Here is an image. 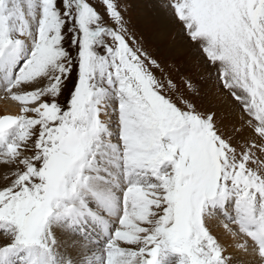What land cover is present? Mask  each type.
I'll list each match as a JSON object with an SVG mask.
<instances>
[{
    "label": "snow or ice",
    "instance_id": "1",
    "mask_svg": "<svg viewBox=\"0 0 264 264\" xmlns=\"http://www.w3.org/2000/svg\"><path fill=\"white\" fill-rule=\"evenodd\" d=\"M151 7L196 78L132 0H0V264H264V0Z\"/></svg>",
    "mask_w": 264,
    "mask_h": 264
},
{
    "label": "rangeland",
    "instance_id": "2",
    "mask_svg": "<svg viewBox=\"0 0 264 264\" xmlns=\"http://www.w3.org/2000/svg\"><path fill=\"white\" fill-rule=\"evenodd\" d=\"M133 8L129 15L132 19L133 25L138 33H142L146 38V47L157 56L158 59L167 60V62L174 67H178L187 71V74L196 78L200 72L196 64V60L191 58L190 51L185 48L182 37L178 35V28L174 24H164L153 13L152 3L153 0H132ZM148 14L151 22L145 20L144 15ZM168 29V34L164 33ZM205 103L213 102V91L211 85L205 88ZM0 99L8 101L9 99ZM219 103V101H215ZM16 105L19 107L18 102L8 103L7 106ZM229 115L225 112V117ZM250 241V240H249ZM251 242V241H250ZM252 243V242H251ZM251 243L249 245V253L252 252Z\"/></svg>",
    "mask_w": 264,
    "mask_h": 264
},
{
    "label": "bare ground",
    "instance_id": "3",
    "mask_svg": "<svg viewBox=\"0 0 264 264\" xmlns=\"http://www.w3.org/2000/svg\"><path fill=\"white\" fill-rule=\"evenodd\" d=\"M144 18H145L146 21L151 22V19L149 18V15H148V14L144 15ZM167 34H168V29H167V31L164 33V35H167ZM0 96H2V95H0ZM1 98H2V99H5L4 97H1ZM9 102L12 103V102H14V101H12V100H10V99H9L8 101H6V100H5V101H2V100L0 99V112L12 114V113H15V112L18 110V107H17L16 105H14V106H10V105H8V106H7V104H8ZM245 242H247V243H251L249 240H247V241L242 240V241H241V243H245ZM254 255H255V254H251V253H249L248 256L245 257V259L252 258Z\"/></svg>",
    "mask_w": 264,
    "mask_h": 264
}]
</instances>
